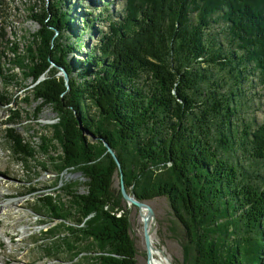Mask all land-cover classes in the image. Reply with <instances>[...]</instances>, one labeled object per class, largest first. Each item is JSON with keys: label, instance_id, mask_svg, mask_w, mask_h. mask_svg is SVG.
<instances>
[{"label": "trees", "instance_id": "1", "mask_svg": "<svg viewBox=\"0 0 264 264\" xmlns=\"http://www.w3.org/2000/svg\"><path fill=\"white\" fill-rule=\"evenodd\" d=\"M68 1L32 7L40 28L24 52L11 48L12 63L32 79L21 88L29 87L24 101L40 102L36 119L47 106L57 114L40 153L57 143L56 172L86 179L59 176L35 194L50 224L32 244L51 258L86 255L73 264H137L129 206L114 187L123 174L140 200L168 198L188 237L183 264H264V119L247 115L251 88L264 95V0H124L75 62L68 54L82 46L77 34L96 31L99 18L80 15L83 27L73 25ZM3 11L0 0V34ZM4 56L0 49V80L10 86L16 74ZM17 98L0 91L8 124L22 122ZM8 131L16 159L36 160L37 147Z\"/></svg>", "mask_w": 264, "mask_h": 264}, {"label": "rangeland", "instance_id": "2", "mask_svg": "<svg viewBox=\"0 0 264 264\" xmlns=\"http://www.w3.org/2000/svg\"><path fill=\"white\" fill-rule=\"evenodd\" d=\"M2 1L4 2V14L1 18L3 29H1L2 33L0 34V49L5 52L3 57L5 68H9L8 73L16 74V80H10L12 82L10 86L5 84V81L0 80V91L3 90L6 94H13L14 98L18 97L12 107L21 110L22 120L19 121L22 122L14 125L8 124V107L0 106V264L78 263L86 255L81 254L72 262L65 256L59 259L51 258V256H47V252L32 244L37 238L36 234L47 229L50 224L47 222L49 219L46 217V211H42L39 205L36 204L40 195L35 194L38 191L41 192V188L54 186L59 176H61L62 183L84 182L86 180L80 171L69 170L62 175L56 172V169L50 163L49 157L62 154V148L57 143H55L56 149H52L51 155L40 153L37 146L42 143L41 136H52L51 125L58 121L57 114L50 106H47L42 110L39 119H36L34 111L40 102L35 101L31 96L27 98V101H24L23 98H25L29 87L21 88L24 85H30L32 79L25 78L24 71L12 63L15 53L11 48L17 47L20 53L24 52L31 40V34L40 28V23L33 20L30 15L32 7H35L38 13L41 12L43 0ZM45 1L49 5L56 0H44V3ZM68 2L71 16L75 18L73 25L83 27L80 15L85 14V17L92 13L93 16H90L99 18L94 23L96 31L85 29L82 34H77L80 37L82 36L79 40L82 46L79 47L80 50L68 54V59L70 61L74 59L75 62L78 58H85L91 47L97 44L100 35L98 29H107V19L118 15L123 7L124 0H69ZM107 6L108 9H106ZM75 39L74 37L71 38V42H74ZM58 75L64 76L63 70H60ZM252 94H254L255 104L253 107L255 112L251 109L247 115L263 120L264 95L261 86L251 88L249 95ZM9 128H13L15 132L37 147L36 160L26 164L16 159L12 151L9 150L10 144L6 137L8 132L10 133ZM44 164L47 166V171L42 168ZM114 187L115 189L120 188V178L118 176L115 177ZM85 190V186L81 184L79 191L84 192ZM50 191L54 193L52 190ZM59 195L57 194V197ZM62 199L67 200L64 196H62ZM149 202L156 212L155 230L152 234L154 247L163 249L166 259L168 256L177 264H183L184 244L188 243V237L183 226L173 216L168 198L158 197ZM128 206L131 220L130 231L138 251L137 264H147L142 220L146 210L139 211L133 205L128 204ZM143 211H145V214H143Z\"/></svg>", "mask_w": 264, "mask_h": 264}, {"label": "water", "instance_id": "3", "mask_svg": "<svg viewBox=\"0 0 264 264\" xmlns=\"http://www.w3.org/2000/svg\"><path fill=\"white\" fill-rule=\"evenodd\" d=\"M64 72V77L65 80L68 84L69 82V75L65 68H61ZM69 85V84H68ZM83 131H88L82 127ZM109 152L113 155L115 160L117 161L118 165L120 166L121 170V163L113 150V148L110 146L108 142L105 143ZM122 173V171H121ZM120 190L123 195L124 200L135 207H137L140 210L145 209L146 214L143 216V234H144V242H145V247H146V252H147V264H152V259H153V242H152V234L155 230V224H156V212L155 208L153 205L147 201V200H140L137 198L136 194L134 192H129L126 188L125 182L123 180V174H121V179H120ZM167 259L169 261V264H176L174 261H172L168 256Z\"/></svg>", "mask_w": 264, "mask_h": 264}, {"label": "bare ground", "instance_id": "4", "mask_svg": "<svg viewBox=\"0 0 264 264\" xmlns=\"http://www.w3.org/2000/svg\"><path fill=\"white\" fill-rule=\"evenodd\" d=\"M143 214H145V211H143ZM167 260L168 259H166L165 251L163 249L158 248V247H154L152 264H168L169 261L167 262Z\"/></svg>", "mask_w": 264, "mask_h": 264}]
</instances>
